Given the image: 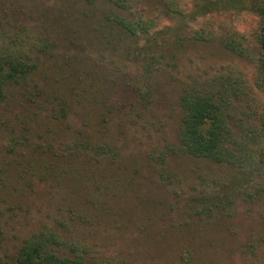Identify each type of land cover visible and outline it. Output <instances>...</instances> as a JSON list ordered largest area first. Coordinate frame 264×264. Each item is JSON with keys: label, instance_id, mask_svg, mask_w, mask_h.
<instances>
[{"label": "rangeland", "instance_id": "374dc122", "mask_svg": "<svg viewBox=\"0 0 264 264\" xmlns=\"http://www.w3.org/2000/svg\"><path fill=\"white\" fill-rule=\"evenodd\" d=\"M124 1L120 7L106 0H0V27L36 30L58 42L44 55L54 67L43 84L47 106L32 124L35 133L40 129L50 140L69 141L82 131L120 150L115 160L62 152L53 157L42 148L11 152L0 119L1 255L51 223L73 243L69 251L75 246L105 264H264V141L256 138L264 108L258 42L264 0L242 8L223 0ZM96 8L145 16L151 34L109 41L98 28ZM233 36L241 37L247 55L225 47ZM124 46L138 55L122 51ZM149 51L160 65L151 74L147 99L138 100V56ZM220 75L245 88L230 102L228 116L234 137L246 134L259 169L242 172L182 153L173 158L177 175L167 184L150 152L157 144L178 142L184 88L208 87ZM56 102L71 109L67 118L51 117L48 110ZM25 111L4 105L2 113L18 124ZM42 156L55 166L69 159L72 173L57 180L40 179V165L28 172L26 165ZM219 183L240 187L233 201L198 212L196 196Z\"/></svg>", "mask_w": 264, "mask_h": 264}, {"label": "trees", "instance_id": "16d2710c", "mask_svg": "<svg viewBox=\"0 0 264 264\" xmlns=\"http://www.w3.org/2000/svg\"><path fill=\"white\" fill-rule=\"evenodd\" d=\"M82 1L93 4L97 0ZM252 1L223 0V3L225 5L227 2L229 5L242 8ZM106 2L120 7L126 3L124 0H106ZM259 8H261L260 14L262 15V25L258 36L260 87L264 95V5L262 7L260 4ZM96 11L99 18L98 28L102 32L103 38H107L109 41L120 40L123 43L125 40L133 41L151 34L152 28L147 24L145 16L135 15L132 17L122 8H102L101 10L96 8ZM57 44V41L36 30L19 29L15 31V26H10V24L0 27V119L10 135L6 142L8 150L24 153L27 149H33L36 152L42 148V154L50 153L53 157H57L59 152H62L70 158L84 155L97 160L117 159L120 155L117 146L109 141L84 134L82 131H79L76 138L69 141H58L52 137L50 140L48 135H44L40 129L35 133L32 124L39 119L44 107L47 106L46 99H44L47 92L43 84L45 79L51 76L54 67V62L46 63L44 61V55L57 47ZM225 47L237 55L248 54V48L241 37L229 38ZM122 51L138 55V52H134L127 46H124ZM138 61L140 66L136 72L139 84L135 86L134 90L139 100L149 95L147 87L151 74L160 64H157L155 51L139 53ZM144 61L145 64L141 65ZM56 63L58 64V62ZM58 75L61 77L63 74L61 72ZM214 82L208 87L189 84L184 88L180 97L182 118L178 142L157 144L150 152V159L157 167L160 179L167 184L171 183L177 175L174 172L173 158L182 153L196 159L228 163L239 168L242 172L259 169L256 165L259 164L258 159L253 156V149H249L246 134L235 138L228 116L230 102L234 97L240 96L245 88L241 89L238 83L232 82L227 75L217 76ZM78 94L76 93V95ZM70 99L75 100V97H70ZM4 105L19 106L26 110L21 115L18 124H13L12 119L4 120L5 116L2 113ZM49 109L51 117L58 121L67 118L71 110L57 102L53 103ZM12 112L15 113V110H11L9 113ZM258 125L259 134L256 138L264 141V108ZM43 131L47 133V130ZM263 161L264 159L261 162ZM68 162L69 159H65L61 164L50 165L49 159L42 156L31 160L26 168L29 172L30 169L33 171L40 165L44 167L43 174H41L44 176H41L40 179L48 176L57 179L59 176L57 180H62L72 173L66 166ZM62 173L66 176L64 177ZM200 183L202 186L203 181ZM243 184L240 185L243 186ZM238 189L240 187H229L227 184L220 183L210 190L203 189L201 194L196 196V200L199 201L196 205L200 208L198 212L211 213L225 208L228 202L233 201V194ZM2 214L3 212L0 211V216ZM1 221L0 218V228H2ZM2 234L1 230L0 235ZM65 235L60 231L59 226L51 223L43 225L25 236L13 252L4 255H1L3 245L0 236V264H105L78 253L75 246L71 247L69 251L68 246L73 243Z\"/></svg>", "mask_w": 264, "mask_h": 264}]
</instances>
